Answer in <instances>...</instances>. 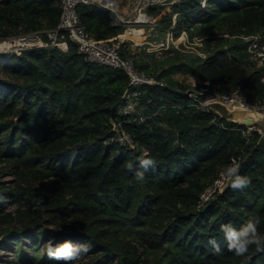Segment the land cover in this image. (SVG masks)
<instances>
[{
    "label": "trees",
    "instance_id": "obj_1",
    "mask_svg": "<svg viewBox=\"0 0 264 264\" xmlns=\"http://www.w3.org/2000/svg\"><path fill=\"white\" fill-rule=\"evenodd\" d=\"M61 12L57 0H0V36L54 28ZM148 12L165 35L188 29L205 42L201 53L170 44L161 54L146 47L132 53L131 42L123 43L122 56L164 83L141 85L135 115L122 109L128 74L87 61L65 32L59 45L0 60V250L19 244L15 256L26 264H63L44 246L71 240L92 245L75 264H264L255 246L242 257L228 251L220 231L222 224L239 228L252 216L264 218V135L246 139L243 124L197 106L189 84L172 75L190 71L264 100L261 71L237 46L243 36L264 33V0H183ZM77 13L98 40L124 32L104 8L80 4ZM187 52L189 63H178ZM118 127L130 143L114 139ZM141 157L155 165L137 181L125 165L139 168ZM232 158L251 185L234 190L227 181L201 203ZM258 230L264 233V222Z\"/></svg>",
    "mask_w": 264,
    "mask_h": 264
},
{
    "label": "built area",
    "instance_id": "obj_2",
    "mask_svg": "<svg viewBox=\"0 0 264 264\" xmlns=\"http://www.w3.org/2000/svg\"><path fill=\"white\" fill-rule=\"evenodd\" d=\"M57 1L62 8V12L60 21L56 27L0 36V56H3L1 61L9 63L7 55H12L14 53L59 45L63 36L62 34L65 32L68 35L69 41L76 45L77 52L87 61L115 69H123L128 74L130 88L126 95V99L129 97L130 100H137L141 94L140 87L143 84H164L162 81L138 71L131 59L121 55V47L126 40L130 39V34L138 33L143 28L153 29L157 25L156 18L152 17L148 12L151 6H172L179 4L183 0H128L130 3V13L126 16H123L119 10L122 0ZM80 4L96 5L115 14L119 19V24L124 26V32L118 37H112L106 40H98L89 35L85 31L84 26L80 23L77 13V7ZM175 16L176 14L174 17ZM179 37L181 38V43L184 45L195 42V44L200 47L204 46V36L196 34L190 35L188 29L182 30ZM242 38L247 44L248 61L252 67L260 69L262 75L261 80L264 82V33H254L243 36ZM175 39L173 33L169 31L166 35V39L162 40L159 46L166 47L169 45L170 41H172V44L176 45L174 43ZM186 47L189 48L190 46L186 45ZM193 50L194 52H198L196 48ZM193 50L190 49V51ZM186 92L197 106L214 113L216 116L219 114L208 106V104L213 101L224 103L229 108L239 106L257 111L259 114L264 115V100L250 101L240 92L238 87H231L223 90L207 79H200L198 84L191 85L186 89ZM141 110L140 108V111ZM250 117L253 119V122L250 123H244L243 119L228 121L243 124V127H240L239 130L246 139H249L254 132L264 135V131L258 125L257 119L252 116ZM116 130L117 135L114 137L115 140L119 141L121 144L131 142L129 134L124 129L118 127ZM233 159L235 158H232V160ZM225 169H222L213 183L202 192L200 195L201 203L209 200L216 191L227 184V180L222 176Z\"/></svg>",
    "mask_w": 264,
    "mask_h": 264
},
{
    "label": "clouds",
    "instance_id": "obj_3",
    "mask_svg": "<svg viewBox=\"0 0 264 264\" xmlns=\"http://www.w3.org/2000/svg\"><path fill=\"white\" fill-rule=\"evenodd\" d=\"M154 165L153 159L141 157L139 158V168L134 167L132 162H128L125 167L129 173L134 174L137 181H143L146 171ZM240 168V163L233 159L222 173V176L230 182V186L234 190H243L251 185L250 177L239 174ZM33 203L36 206L41 205L43 203L42 197L35 198ZM262 222H264V218L252 216L239 228L234 227L231 223L222 224L220 231L227 242L228 251L241 257L248 253L252 246H255L257 252L264 251V233L258 230V226ZM209 243L215 252L221 251L215 239L210 240ZM44 247L50 260L62 261L63 264H75L77 260L90 252L92 245L90 243L74 244L71 240H65L61 243H54L49 240Z\"/></svg>",
    "mask_w": 264,
    "mask_h": 264
},
{
    "label": "rangeland",
    "instance_id": "obj_4",
    "mask_svg": "<svg viewBox=\"0 0 264 264\" xmlns=\"http://www.w3.org/2000/svg\"><path fill=\"white\" fill-rule=\"evenodd\" d=\"M176 17V16H175ZM121 35V34H120ZM130 39H128L129 42H131V49H132V53H137L140 51V49L142 48H145L146 47V51L148 53H152L153 51L155 52H158L159 54H161L163 52V50L167 49L169 47L170 44H172V41H170L169 45L166 46V47H162V46H159V43L162 41V40H165L166 39V35L165 33L162 31L161 27L158 26V20H157V25L153 28V29H148V28H143L141 29L138 33H133V34H130L129 35ZM174 43L176 45H174L175 47H177L178 49H180L179 47H181V45L183 43H181V38L179 37H176ZM181 43V44H179ZM225 43V42H224ZM245 43V45H244ZM179 46H178V45ZM187 46H190V47H194L198 50V52H201L202 50H200V46H198L197 44H195V42H193L192 44L190 43H187L186 44ZM246 42H241L239 44H237L238 47H242L243 48V51L247 52L246 50ZM226 46H231L230 44H223L221 47H226ZM187 48V50L185 51H188L190 49H194V48ZM201 48H204V46H201ZM194 51V50H193ZM197 52V53H198ZM188 55L187 56H183L182 58H179L177 59V62L178 63H189L188 61L192 58L193 54H191L192 52H187ZM158 57H160V55H157ZM3 56H0V60L2 59ZM246 57H247V54H246ZM138 59H142L141 57H137ZM137 59V60H138ZM175 60V59H173ZM174 62V61H173ZM171 63V62H170ZM172 75L178 79L179 81L185 83V84H189V86L193 85V84H198L200 78L193 74L192 72L190 71H187V72H184V71H174L172 73ZM138 104H136V102H133V100H130L129 97L126 99V104L125 106L122 108V109H126L127 111H125V113H129L131 115H135L136 112H138V108H136ZM124 114V113H123ZM261 116V114H259ZM259 116L258 120H257V123L258 125L261 127V129L264 131V115H262L261 117ZM31 240L30 239H27V240H24V241H21L24 243H27L25 244L24 247H26L28 244H30ZM18 248L20 251L21 250V247L19 244H14L12 246V248H10L8 251L7 250H0V264H26L19 255L18 256H15V249ZM22 251V250H21ZM28 253H33L32 250L28 251Z\"/></svg>",
    "mask_w": 264,
    "mask_h": 264
},
{
    "label": "water",
    "instance_id": "obj_5",
    "mask_svg": "<svg viewBox=\"0 0 264 264\" xmlns=\"http://www.w3.org/2000/svg\"><path fill=\"white\" fill-rule=\"evenodd\" d=\"M208 106L212 110L216 111L224 120L237 121L238 119H243L244 123H250L253 122V119L250 116L255 117V119H258L260 116L257 111L245 109L239 106L229 108L227 105L219 101L210 102Z\"/></svg>",
    "mask_w": 264,
    "mask_h": 264
},
{
    "label": "crops",
    "instance_id": "obj_6",
    "mask_svg": "<svg viewBox=\"0 0 264 264\" xmlns=\"http://www.w3.org/2000/svg\"><path fill=\"white\" fill-rule=\"evenodd\" d=\"M120 12L123 16L129 15L130 13V3L128 0H122L120 6Z\"/></svg>",
    "mask_w": 264,
    "mask_h": 264
}]
</instances>
